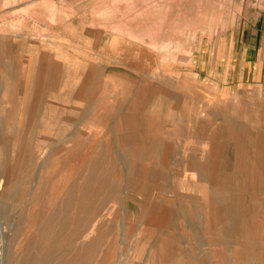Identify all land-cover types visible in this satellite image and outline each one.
Segmentation results:
<instances>
[{"label":"rangeland","instance_id":"374dc122","mask_svg":"<svg viewBox=\"0 0 264 264\" xmlns=\"http://www.w3.org/2000/svg\"><path fill=\"white\" fill-rule=\"evenodd\" d=\"M50 1L0 0V264H264V85L209 81L264 0Z\"/></svg>","mask_w":264,"mask_h":264},{"label":"crops","instance_id":"0c3cea01","mask_svg":"<svg viewBox=\"0 0 264 264\" xmlns=\"http://www.w3.org/2000/svg\"><path fill=\"white\" fill-rule=\"evenodd\" d=\"M44 6L51 9L53 12L58 10L50 0H44ZM254 12L256 13L254 18H245L243 25L239 27V30L243 33L240 32V37L237 42H233L232 46H229L227 52L229 76L227 78L225 77L224 80H209L213 84L221 86L233 84L264 85V6L262 9H258ZM134 48L137 49L139 53H142L143 57L148 59L151 57L146 51H143L136 45ZM38 67L39 66L36 65L33 67L36 73H39L40 68ZM57 75L58 71L55 66L53 68V76L57 77ZM175 125L177 126V131L181 132L179 128L181 125L180 119L175 121ZM194 125V123H190L191 129H189V132L192 137L195 133L193 128ZM252 179L255 180L256 178L252 177Z\"/></svg>","mask_w":264,"mask_h":264},{"label":"bare ground","instance_id":"6f19581e","mask_svg":"<svg viewBox=\"0 0 264 264\" xmlns=\"http://www.w3.org/2000/svg\"><path fill=\"white\" fill-rule=\"evenodd\" d=\"M114 2V1H113ZM116 28H118V30L120 29L119 27H116ZM121 31V30H120ZM239 151V150H238ZM237 151V152H238ZM240 153V152H239ZM241 159V158H240ZM246 159V158H245ZM244 161V160H243ZM248 163V162H247ZM189 164V163H188ZM193 164V163H192ZM226 164V163H225ZM193 166V165H192ZM228 166H229V164H228ZM232 167V166H231ZM234 167H235V164H234ZM249 167V166H248ZM188 168V167H187ZM189 170V169H188ZM244 170V169H243ZM238 172H239V170H238ZM243 172V171H242ZM243 174V173H242ZM241 174V175H242ZM238 175V174H237ZM110 187V186H109ZM214 192V191H213ZM143 193V192H142ZM214 197V196H213ZM214 200V199H213ZM214 202H215V200H214ZM209 203V202H208ZM149 206V205H148ZM209 206V205H208ZM213 208V207H212ZM212 208H211V210H212ZM210 209V208H209ZM217 210V209H216ZM215 210V211H216ZM208 211V210H207ZM214 211V210H213ZM214 211V212H215ZM212 215V214H211ZM208 217V216H207ZM234 217V216H233ZM55 218V217H54ZM214 218V217H213ZM53 220V222H54V219H52ZM53 222L51 223V225L49 226V227H52L53 225ZM6 229V228H5ZM65 231V225L64 224H61V227H60V231L58 230V234L60 235V234H62V232H64ZM4 230H2V231H0V236L2 237V235H4ZM252 233V232H251ZM252 237V236H251ZM166 252V251H165ZM163 254V253H162ZM165 255V254H164ZM166 256V255H165Z\"/></svg>","mask_w":264,"mask_h":264}]
</instances>
